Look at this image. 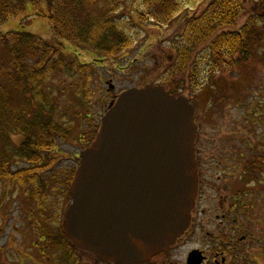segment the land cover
<instances>
[{
    "label": "trees",
    "instance_id": "trees-1",
    "mask_svg": "<svg viewBox=\"0 0 264 264\" xmlns=\"http://www.w3.org/2000/svg\"><path fill=\"white\" fill-rule=\"evenodd\" d=\"M119 1L0 0V23L23 12L28 3L31 13L26 17H44L56 37L109 56L130 48L134 42L133 33L143 29L148 20L165 24L180 11L178 0H140L141 8H136L134 15L125 18L127 14H119ZM96 5L100 8L92 9ZM250 9L247 22L235 31H226V27L233 25L244 13L243 0H212L199 16L185 21L180 36L172 43L175 57L166 68L161 85H170L168 82L173 80L180 90L183 82L175 79L186 75L192 94L198 95L207 87L202 81L206 82L219 70L234 68L246 61L257 51L258 46L252 43L255 37L252 25L254 22L264 24V0H251ZM204 44L206 47L200 51ZM60 55V48L28 32L0 33V126L23 133L12 159L19 157L28 163L10 170L12 159L6 153L2 154L0 180L13 185L26 199L33 200L34 208L26 213L24 220L30 224V219L35 216L39 235L45 240H51L50 235L61 232L57 215H49V211H55L58 201L49 200L50 191L56 183L61 185L60 191L68 192L74 171L63 185L62 179L57 182L55 175L44 179L41 172L54 159L44 157L54 150L58 139L65 138L62 135L69 136L73 123L82 119L87 123L90 121L86 111L92 96L89 65L80 63L77 58L68 60ZM12 91L17 93V103L11 101ZM61 100L67 102L62 116L67 126L57 120ZM87 143L90 141L86 140L85 145Z\"/></svg>",
    "mask_w": 264,
    "mask_h": 264
},
{
    "label": "water",
    "instance_id": "water-1",
    "mask_svg": "<svg viewBox=\"0 0 264 264\" xmlns=\"http://www.w3.org/2000/svg\"><path fill=\"white\" fill-rule=\"evenodd\" d=\"M193 108L158 85L123 91L79 153L63 230L84 256L135 264L167 249L196 196Z\"/></svg>",
    "mask_w": 264,
    "mask_h": 264
},
{
    "label": "rangeland",
    "instance_id": "rangeland-1",
    "mask_svg": "<svg viewBox=\"0 0 264 264\" xmlns=\"http://www.w3.org/2000/svg\"><path fill=\"white\" fill-rule=\"evenodd\" d=\"M178 1L181 2L182 0ZM195 1L196 4L193 2L189 4L187 0H184L181 6L182 12L179 13L178 11L174 15L176 16L175 19L171 22L157 24L150 21L149 25L143 29H138L136 34L133 33L134 43L130 48L119 54L109 56L96 53L90 49L85 50L56 37L48 20L44 17L38 15L26 17L31 13V7L28 3L23 12L4 23H0V33L9 31L28 32L58 49L60 48L61 58L68 60L77 58L80 62L90 63L92 97L91 103L86 109L90 121L88 123L83 119L76 121V124L73 123L72 129L68 132L69 136L62 135L65 138L62 137L57 140L56 145H54L55 150L48 152L44 157V159L47 157L54 158L53 163L42 170L40 176L48 179V177L55 175L57 182L58 179H62V185L67 181V177L78 164V157L76 156L85 147V140L89 141L92 138V133L100 122L108 99L107 88L109 84L114 85L112 93L108 89V94L112 95L130 87H143L148 84L161 85L163 77L166 76L165 69L172 61V43L182 31V21L201 13L212 0ZM119 2H121L119 14L134 15L133 11L136 8H141L140 0H121ZM250 6L251 0H243L244 13L238 17L233 25L227 26L226 31H235L244 26L251 14ZM98 8L100 5H96L92 9L98 10ZM257 17L261 18L262 15H257ZM252 27L255 35L252 43L255 47L258 46L257 51L238 66L215 72L206 81L207 83L202 81L203 85L207 84V87H204V89L206 88L205 92L202 90L196 95V98H193L190 84L186 82V75L178 76L175 79L177 82H183L181 87L179 86L181 92L191 98L194 106L198 109L196 111L199 125L198 136L203 140L201 143L206 145L205 143L211 139L215 144L208 147L209 152L219 153L218 149L226 148L231 138H252L253 130L251 128L253 127L259 133L258 137L264 139V24L254 22ZM205 47L206 44L199 50L202 51ZM78 53L80 56L77 55ZM172 82L173 80L168 82L171 88L173 87ZM4 85L7 89L10 88L6 83ZM16 91L17 88H15ZM15 92L11 94L10 98L12 102L17 103L18 96ZM66 104V100H61L57 107V120H62L64 126H67V122L62 117L66 111ZM81 134L84 136L82 139ZM23 137V133L9 131L0 126V162L2 161V154L5 153L8 158L12 159L14 149L19 147ZM260 143L261 147L264 146V140H261ZM219 144L221 145L219 146ZM10 161H12L10 170L28 165L25 160L19 157ZM60 187L61 185L54 184V189L50 191V196H48L49 200L59 201L64 197L62 202L70 204L71 200L66 197L68 196L66 190L60 191ZM67 204L61 205V215L66 210ZM33 208L32 199H26L21 191H17L13 185H7L3 180H0V264H40L43 261L34 256V229L39 235L38 219L35 216L30 219L34 222L32 226L24 220L26 213H29ZM57 209L60 213L59 208ZM61 220L62 216H60ZM42 264L44 263L42 262Z\"/></svg>",
    "mask_w": 264,
    "mask_h": 264
},
{
    "label": "flooded vegetation",
    "instance_id": "flooded-vegetation-1",
    "mask_svg": "<svg viewBox=\"0 0 264 264\" xmlns=\"http://www.w3.org/2000/svg\"><path fill=\"white\" fill-rule=\"evenodd\" d=\"M113 88L108 85L106 108L117 96L108 94ZM254 128L252 138H231L219 153L209 152L213 140L204 145L197 137V191L189 224L167 249L135 264H264V139ZM62 200L49 211L58 217L59 234L45 240L32 227L34 256L44 264H113L86 257L67 241L63 223L70 204ZM62 204L68 206L61 215Z\"/></svg>",
    "mask_w": 264,
    "mask_h": 264
}]
</instances>
